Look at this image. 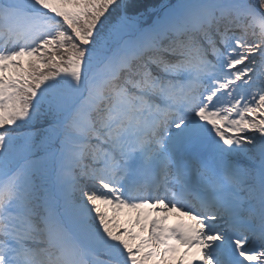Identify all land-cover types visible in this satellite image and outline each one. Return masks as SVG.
Wrapping results in <instances>:
<instances>
[{"label":"snow or ice","instance_id":"6c2138e0","mask_svg":"<svg viewBox=\"0 0 264 264\" xmlns=\"http://www.w3.org/2000/svg\"><path fill=\"white\" fill-rule=\"evenodd\" d=\"M0 264H264V0H0Z\"/></svg>","mask_w":264,"mask_h":264}]
</instances>
